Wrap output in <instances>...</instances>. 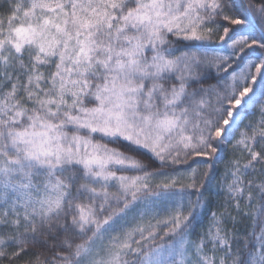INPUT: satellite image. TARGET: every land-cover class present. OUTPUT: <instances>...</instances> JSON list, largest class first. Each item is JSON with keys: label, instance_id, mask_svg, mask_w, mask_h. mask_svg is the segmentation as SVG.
I'll list each match as a JSON object with an SVG mask.
<instances>
[{"label": "snow or ice", "instance_id": "6c2138e0", "mask_svg": "<svg viewBox=\"0 0 264 264\" xmlns=\"http://www.w3.org/2000/svg\"><path fill=\"white\" fill-rule=\"evenodd\" d=\"M0 264H264V0H0Z\"/></svg>", "mask_w": 264, "mask_h": 264}]
</instances>
